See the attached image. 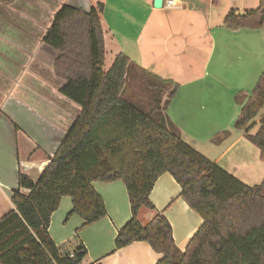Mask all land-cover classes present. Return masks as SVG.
I'll list each match as a JSON object with an SVG mask.
<instances>
[{
    "label": "trees",
    "instance_id": "1",
    "mask_svg": "<svg viewBox=\"0 0 264 264\" xmlns=\"http://www.w3.org/2000/svg\"><path fill=\"white\" fill-rule=\"evenodd\" d=\"M103 11L102 2L88 11L64 4L42 38L55 54L54 74L64 80L59 94L80 112L36 182L19 170L14 210L0 219V264L85 263L86 250L77 238L53 243L50 218L61 198L69 197L70 215L84 225L101 220L106 209L92 184L118 180L125 185L131 219L117 233L116 250L143 242L161 256L156 264H264V179L248 187L181 139L163 114L177 86L122 54L104 70ZM223 23L229 30L261 29L264 0L243 16L230 10ZM132 84L142 86L151 101L147 106L123 97ZM234 100L239 114L233 130L243 132L264 158V116L250 134L252 121L264 112V72L248 96L240 93ZM164 174L174 179L184 202L202 220L177 261L167 219L156 215L144 227L138 221L141 208L153 209L149 196Z\"/></svg>",
    "mask_w": 264,
    "mask_h": 264
},
{
    "label": "crops",
    "instance_id": "2",
    "mask_svg": "<svg viewBox=\"0 0 264 264\" xmlns=\"http://www.w3.org/2000/svg\"><path fill=\"white\" fill-rule=\"evenodd\" d=\"M18 1L11 5L0 3V12L6 14L5 20L0 15V29L5 33L14 27V17L9 13ZM175 1L176 6L160 9L154 8V0H66L65 4L88 11L102 2L105 57L108 50L113 61L122 54L153 77L177 86L176 94L163 110L167 123L186 144L242 184L259 185L264 179V158L243 132L232 127L239 114L235 96H248L264 72V24L259 30L227 32L225 27L219 31H224L227 41L219 43V33H213V13H218L223 22L230 10L243 16L255 10L257 7L252 8L259 6L260 0H241L238 7L235 0L232 5L226 0ZM40 40L35 44L40 45L41 52L21 57L24 62L32 60L35 69H22L15 76L13 63L8 62L12 60L8 52L13 50V38L0 31V63L5 66L0 79L12 85L6 91L0 86V219L14 210L12 197L19 170L36 182L80 112L76 104L59 94L64 80L54 74L55 54L52 50L49 53ZM218 44L221 49L217 52ZM155 49L162 52L160 59L154 57ZM224 50L232 58L225 70L221 69ZM50 54L48 70L46 60ZM171 68L182 70L183 83L173 82L166 71ZM46 74L53 84L43 79ZM29 81L33 82L31 86L26 85ZM263 116L262 111L252 121L250 134L256 132ZM224 132H229V137H224ZM92 186L104 203L106 216L84 225L79 216L70 215L71 199L62 197L48 228L53 243L59 246L77 238L86 250L83 264H156L161 256L147 243L115 249L118 231L131 219L124 183L94 182ZM149 200L153 209H140V225L146 226L156 215L164 216L172 228L175 257L180 259L201 226V218L184 202L180 187L169 174L159 177Z\"/></svg>",
    "mask_w": 264,
    "mask_h": 264
},
{
    "label": "rangeland",
    "instance_id": "3",
    "mask_svg": "<svg viewBox=\"0 0 264 264\" xmlns=\"http://www.w3.org/2000/svg\"><path fill=\"white\" fill-rule=\"evenodd\" d=\"M226 1L230 5H232L233 0H226ZM235 1L237 3L236 7H238V5L241 3V0H235ZM65 2L66 0H20L15 5V7H13L14 10H12V13H9V14H12L14 17V27L11 30H8L6 33H5V29H0V31L4 33V35H7L8 37L13 38V42H14L12 46L13 50L8 52L9 53L8 56H10V59L12 60H9L8 62L13 63L15 76H17V72L21 71L22 69H27V68L35 69V67L32 65V62H33L32 60L24 62L21 60V57H23V54L31 55V53L36 52V51L41 52L40 49L38 50V47L40 45L35 44V43H41L40 38L42 39L45 34V32L43 31H46L48 29L47 28L48 23L51 24L52 17L54 16L55 12L63 4H65ZM233 7H235V5H233ZM255 7H258V5L254 6L252 9H255ZM0 15H2L3 16L2 19L5 20L6 14H4L3 12H0ZM216 27H219V28H216ZM225 29L226 28L223 25L222 18H219L218 13L214 12L213 13V33L216 31L219 33L217 35L219 43L221 40H223L224 44H225V41H227L225 33L223 34L224 31L223 32L219 31V30H225ZM227 32H229V30ZM42 33L44 34L42 35ZM45 48L49 52L50 49L46 46ZM220 49L221 47L218 44L217 52ZM143 51H145L144 45H143ZM224 53H225V56L223 58V61L221 62V66H222L221 69L223 70L227 69L229 65H231L232 63L231 53L227 52L226 50H224ZM161 55H162V52L159 51L158 49H155L154 57L160 59ZM163 58L166 59L164 60V62L166 63L168 57L165 56ZM46 61H47L46 66L48 70H50L51 54H50V57H48V60ZM112 63H113V55L110 53V50H108V53L105 57L104 70L105 71L109 70ZM184 64L185 66H188L187 62ZM199 64H200V61H199ZM185 66H183V68H185ZM196 68L198 69V66H196ZM4 70H5V66L2 63H0V73L4 72ZM166 71L173 78V82L177 83L178 85L180 83H183L184 78L182 77L183 75L180 74L182 70H174L173 68H171V70H166ZM185 75L186 74H184V77ZM43 79H46L45 81H47V84L48 83L53 84L49 76H47V74L43 77ZM32 83H33L32 81H29V82H26V85L31 86ZM15 85L16 83L14 84V86ZM0 86H1L2 91H6L9 88L11 89L12 85L10 82L5 83V82H2V79H0ZM141 87L142 86H140L139 84H132L131 86H126L123 92V97L130 98L132 101L138 102L140 105H142V107L147 106L150 99H148V96L145 95V93H143ZM175 260L177 261L178 258H175Z\"/></svg>",
    "mask_w": 264,
    "mask_h": 264
},
{
    "label": "built area",
    "instance_id": "4",
    "mask_svg": "<svg viewBox=\"0 0 264 264\" xmlns=\"http://www.w3.org/2000/svg\"><path fill=\"white\" fill-rule=\"evenodd\" d=\"M177 5V2L175 0H166L163 1L162 6L165 8H171Z\"/></svg>",
    "mask_w": 264,
    "mask_h": 264
},
{
    "label": "water",
    "instance_id": "5",
    "mask_svg": "<svg viewBox=\"0 0 264 264\" xmlns=\"http://www.w3.org/2000/svg\"><path fill=\"white\" fill-rule=\"evenodd\" d=\"M163 0H154L153 6L155 9H160L162 7Z\"/></svg>",
    "mask_w": 264,
    "mask_h": 264
}]
</instances>
